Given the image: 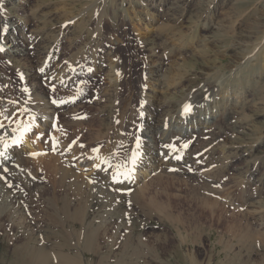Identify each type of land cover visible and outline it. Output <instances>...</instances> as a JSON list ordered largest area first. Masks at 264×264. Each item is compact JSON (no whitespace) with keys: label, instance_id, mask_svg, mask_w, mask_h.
Instances as JSON below:
<instances>
[{"label":"rangeland","instance_id":"374dc122","mask_svg":"<svg viewBox=\"0 0 264 264\" xmlns=\"http://www.w3.org/2000/svg\"><path fill=\"white\" fill-rule=\"evenodd\" d=\"M4 22L14 23L11 38L26 54L3 55L10 49L0 43V115L8 113L12 96L22 104L27 88L43 92L48 86L47 94L56 98L67 64L88 62L82 72L68 69L79 99L62 108L76 110L73 121L56 125L35 110L48 125L27 126L43 160L59 145L82 155L87 147H103L92 118L101 119L102 134L114 141L118 108L129 100L136 120L131 133L141 131L138 116L148 115L157 125L174 117L176 134L186 125L176 115L188 92L205 82L224 83L215 105H191L186 116L198 135L179 162L186 171L163 166L170 175L158 182L150 172L143 175L147 168L140 163L134 198L122 193L105 197L106 204L101 197L92 200L90 220L107 221L109 264H264V0H0L3 37ZM92 60L102 67L93 68ZM108 65L117 69V86L104 72ZM200 115L205 123L192 124ZM17 195L8 199L0 190L1 224L17 223L33 210ZM32 223L14 231L8 226L9 238L0 230V264L18 262L13 237L30 234L39 225Z\"/></svg>","mask_w":264,"mask_h":264},{"label":"bare ground","instance_id":"6f19581e","mask_svg":"<svg viewBox=\"0 0 264 264\" xmlns=\"http://www.w3.org/2000/svg\"><path fill=\"white\" fill-rule=\"evenodd\" d=\"M4 25L1 29L5 30L6 34L4 37L2 34L0 35V43L2 41L7 42L10 51L8 53L3 52V55L12 57L25 55L26 49L19 47L16 40H12L11 38L10 30L16 28L14 23L7 25V22H4ZM259 44L254 48L252 53L254 56L259 49ZM252 54H250L248 60L252 58ZM87 63L84 60H73L67 64V74L69 77H65L62 81V88L56 89L58 92L56 98L49 97L46 91L50 88L48 86L43 92L27 88L23 93V103H19L20 98L16 100L12 96L7 104L8 113L0 115V152L3 153L0 156V166H4V170L0 171V176H9L10 178V180L4 181L0 177L1 193L4 192V195L8 199L10 197L13 198L16 194H20L16 198L22 204L26 201L27 205L33 209L24 218L22 216L20 218L22 220L17 223L7 222V220L2 224L0 223V230L5 232L8 226L12 227V231L18 230L21 227H25L26 229L30 226H28V223L32 222V224L38 223V227H41V229H36L38 228L36 226L33 229L29 228L32 231L30 234H26L25 232L19 236L17 235L18 237L12 236L13 239H17H14L16 242H19L12 247V254H14V257L20 256L17 259L18 262L14 261L13 264H109L108 256L112 250L106 249L107 221L104 219L101 222H95L92 218L90 220L88 209L92 204V200L96 197L105 199V197L108 198L111 195L117 197L122 193H125V195L131 194V197L134 198L136 190L134 189L133 180L138 177L139 169L143 170V168H147L143 175H147L146 173L150 172L158 182L162 180L160 178L163 174L170 175L165 170L166 167L163 166L167 165L171 171L175 172L186 171L187 167L180 165L179 162L184 161L183 156L187 149V143H193L198 135H196L194 127H188L191 120H188L186 117L188 113L184 112V106L186 104L200 106L206 102L215 105L218 102L216 93L223 90L224 83L211 84V82H205L204 85L197 86L196 90H194L196 92L193 94L190 90L184 101L179 103L181 107L179 106L180 109L176 115V117H182L180 119L186 125L181 126L179 132L176 134L171 128L172 123L176 121L174 117L167 119L162 125H157L155 120H151L148 115L144 119L138 116L137 125L141 126V131L138 132L136 129L131 133L132 125L136 120L133 113L135 111L129 100L118 108V126L114 134L112 133L114 141L110 142L108 136L102 134L106 126L102 124L101 119L92 118L89 121L93 126L91 129L96 133V140L104 143L103 147L100 145L94 146L91 151L90 147H87L85 149V155H87L85 156L78 149H72L67 152L66 149L61 148V145H59V148L55 147L52 150V154H48L50 156V158L48 157L49 159L43 160L36 153L38 148H42L41 144L35 141L37 139H33L27 126H29V123L33 124V121H43L45 125H48L47 121L40 119L35 114L36 112L34 113L35 110L39 111L40 114L46 115L45 117H51V120L56 125H67L70 121H73L70 117H72L71 114L76 110L73 109L66 113L65 108H62L63 105H73L74 101L79 99L77 93H72L75 84L72 82L75 74L73 75L68 69L73 66L74 71L76 70L77 73L82 72ZM90 65L93 68L95 65L96 67H102L101 63H97L95 60H92V64L90 63ZM114 66L108 65L107 70H104V72L106 71L105 74L107 73L109 80L113 82L112 84L116 85L120 80L116 77L117 69ZM37 73L35 71L31 76L37 78ZM58 79L56 78V80ZM63 87L70 89L69 91H64ZM28 90L31 92L30 96L27 94ZM222 99H219V102ZM230 110L229 108L228 112ZM62 116L66 117L62 119ZM25 117L29 119L28 125L23 121ZM205 121L206 118L203 119L200 115L198 119L192 120V124L195 122L202 125ZM212 133L214 135V132ZM158 137L163 138L159 139ZM182 142H184L183 146ZM170 148L176 149V152L170 151ZM94 149L98 151H93ZM133 154L136 155L135 164L131 162ZM160 154L162 156L157 159ZM178 154H181L182 158H180L182 160H180ZM118 155H120L119 159L117 158ZM165 157H167V160L164 162L162 160ZM160 161L162 162L159 164ZM140 163L144 164L143 168H136V165ZM119 165H123V168L120 169L121 172L128 168L132 169L130 179H126L124 175H118L114 182L113 176L117 175V166ZM162 168L164 170H162V174H159L158 169L161 170ZM32 179L46 184L38 186L36 183L34 184ZM103 199L102 201H105L106 204L107 200ZM3 217H1L2 220ZM8 229L11 230V228ZM5 235L8 238L11 237L7 232H5ZM9 242L13 241L10 240ZM133 252L136 253V251Z\"/></svg>","mask_w":264,"mask_h":264},{"label":"snow or ice","instance_id":"6c2138e0","mask_svg":"<svg viewBox=\"0 0 264 264\" xmlns=\"http://www.w3.org/2000/svg\"><path fill=\"white\" fill-rule=\"evenodd\" d=\"M0 51H2V49H0ZM190 110H191V105H190V104H186V105L184 106V112H185V113H188V112H190ZM5 147H7V145H5ZM53 147H55V144L53 145ZM81 147H82V146H81ZM185 147H186V145H185ZM93 151H98V150H97V149H94ZM2 155H3V153H0V156H2ZM135 161H136V155L133 154V157H132L131 162H132L133 164H135ZM102 162H103V161H102ZM121 168H123V165H119V166H117V175H114V176H113V180H114V182L116 181L118 175H124V177H125L126 179H130V178H131V172H132V169H131V168H128V169H126L125 171L121 172V171H120ZM5 170H6V169H5Z\"/></svg>","mask_w":264,"mask_h":264}]
</instances>
